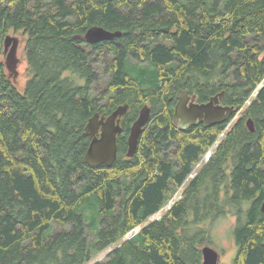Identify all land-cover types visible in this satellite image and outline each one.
<instances>
[{"label": "trees", "instance_id": "16d2710c", "mask_svg": "<svg viewBox=\"0 0 264 264\" xmlns=\"http://www.w3.org/2000/svg\"><path fill=\"white\" fill-rule=\"evenodd\" d=\"M92 27L121 36L89 45ZM9 30L27 37L30 77L20 94L0 60V264H88L112 246L94 264H202L212 227L228 215L233 264H264V0H0V39ZM99 63L102 92L93 88ZM181 91L199 102L222 92L221 105L236 110L224 124L179 129ZM125 104L116 161L87 165L88 119ZM144 105L150 119L127 158ZM215 144L182 199L147 224ZM55 223L70 229L47 234Z\"/></svg>", "mask_w": 264, "mask_h": 264}, {"label": "water", "instance_id": "95a60500", "mask_svg": "<svg viewBox=\"0 0 264 264\" xmlns=\"http://www.w3.org/2000/svg\"><path fill=\"white\" fill-rule=\"evenodd\" d=\"M121 36V32H110L101 27H92L83 35V40L89 45L111 42ZM75 36V40L79 39ZM223 99V93L216 94L206 103L198 104L195 102V96H188L186 92L177 95V103L173 111V123L177 124L179 129H186L203 123L209 128L215 125H221L234 115L235 107L223 106L220 101ZM128 112V106H119L110 115H94L88 119L83 135L90 139L87 151L84 155V161L91 167L107 166L110 167L116 161L117 156V138L122 134L121 120ZM150 118V109L148 105L141 108L137 120L130 127V136L128 137L127 158H133L141 134L142 128L146 126ZM247 129L254 132V125L251 119L246 122ZM261 213L264 214V201L261 205ZM264 249V238L262 240ZM202 264H220V254L212 247L206 245L201 249Z\"/></svg>", "mask_w": 264, "mask_h": 264}, {"label": "rangeland", "instance_id": "374dc122", "mask_svg": "<svg viewBox=\"0 0 264 264\" xmlns=\"http://www.w3.org/2000/svg\"><path fill=\"white\" fill-rule=\"evenodd\" d=\"M47 1V0H43ZM26 35H24L21 31H13L9 30L2 39H0V49H1V57L0 60L4 64V73L12 85L16 88V90L22 94L24 91V88L26 86V83L30 77L28 73V66L26 63L25 59V45H26ZM250 41V38L247 39ZM101 59L105 58V55H101ZM107 58V57H106ZM107 60L110 61V58H107ZM101 63H99L95 71L98 73V82L93 86V88L98 89L99 92H102L107 89V83L109 81V77L107 76V72L102 70ZM264 85V82H263ZM262 85L259 86L261 88ZM258 90H256L251 98L248 101V104L254 97L256 96ZM246 104L245 107L248 106ZM245 107L237 112V116L234 118L232 125L243 116L245 111ZM230 130L225 132V134ZM222 135H220V138ZM219 138V140H220ZM218 140V141H219ZM217 141V142H218ZM216 142V144H217ZM216 144L211 147L208 151L211 152V154L214 152L216 148ZM204 158L201 159V165L200 166H194V170L192 175H194L199 168L204 165ZM191 177V176H190ZM190 180L187 178L186 182ZM183 188H179L173 195L172 197L167 201L165 206L161 209L162 213H165L169 207L172 206L175 202L180 201L182 198V190ZM81 214V212L79 211ZM162 216V215H161ZM154 217V216H153ZM156 218V217H155ZM161 218V217H159ZM150 219L147 220V224L150 223ZM84 223H85V234L87 241L92 248L95 240H96V235H97V223H96V216L93 214V211L87 212L86 216L84 217ZM235 224V218L233 216H224L219 218L214 226L211 229V235L213 241V245L211 247L216 250L217 252H220L222 255L220 259V264H233V258L236 252V247L232 241V229ZM143 226H140L142 228ZM138 228V230L140 229ZM70 229V225H65V224H60V223H55L51 225L49 230L47 231V234H52V233H59L63 231H68ZM115 246L110 247V249L106 250L105 252L96 254L93 256V259L90 263L88 264H94L102 259H104L107 254H109Z\"/></svg>", "mask_w": 264, "mask_h": 264}, {"label": "built area", "instance_id": "2783aa9c", "mask_svg": "<svg viewBox=\"0 0 264 264\" xmlns=\"http://www.w3.org/2000/svg\"><path fill=\"white\" fill-rule=\"evenodd\" d=\"M209 157H210V152H207L206 155H205V157H204V159H205L206 161H208ZM169 208H170V207H169ZM155 217H156V218H155ZM159 217H161V212H159V213H157L156 215H154V217H152V218L150 219V221L153 222V221L159 220V219H160ZM138 231H139L138 228H136V229H134V230H131V231L125 236V240H130L131 238H133V237L138 233Z\"/></svg>", "mask_w": 264, "mask_h": 264}, {"label": "flooded vegetation", "instance_id": "af4514ba", "mask_svg": "<svg viewBox=\"0 0 264 264\" xmlns=\"http://www.w3.org/2000/svg\"><path fill=\"white\" fill-rule=\"evenodd\" d=\"M188 95H189V96H195V95H191V94H189V93H188ZM196 96H197V95H196ZM196 96H195V102H196V103H198V104L206 103V102H199V101L196 99ZM176 102H177V99H176ZM173 110H174V108H173ZM174 125H175L177 128H179L177 124H174ZM198 125H202L204 128H207V127H205V125H204L203 123H197V125H195V126H198ZM215 126H218V125H215ZM213 127H214V126H213ZM187 128H189V127H187ZM172 152L176 154V153L178 152V150H176V148H174V149L172 150ZM192 176H193V175H192ZM192 176H191V177L189 176V179H190V180H188L187 182L185 181V182L183 183V185L181 186V188H183V189H182L183 191H184V189H186L187 185L190 183V181H191V179H192ZM183 191H182V193H183ZM181 199H182V198H181ZM181 199H180V200H181ZM175 203H177V202H175ZM175 203H174V204H175ZM219 254H220V259H221V257H222L223 254H221L220 252H219Z\"/></svg>", "mask_w": 264, "mask_h": 264}, {"label": "bare ground", "instance_id": "6f19581e", "mask_svg": "<svg viewBox=\"0 0 264 264\" xmlns=\"http://www.w3.org/2000/svg\"><path fill=\"white\" fill-rule=\"evenodd\" d=\"M4 35H5V34H4ZM184 92H186L187 95H188V92H187V91H181V92H179L177 95H179L180 93H184ZM188 96H189V95H188ZM190 97H191V96H190ZM176 99H177V96H176ZM176 103H177V102H176ZM125 105H127V104H125ZM125 105H122V106H125ZM127 106H128V105H127ZM144 106H145V105H144ZM175 106H176V105H175ZM118 107H119V106H118ZM148 108L150 109L149 106H148ZM174 108H175V107H174ZM116 109H117V108H116ZM116 109H115V110H116ZM140 111H141V109H140ZM140 111H139V113H140ZM173 111H174V110H173ZM128 112H129V106H128ZM128 112H127V113H128ZM139 113H138V116H139ZM150 114H151V110H150ZM96 115H98V114H96ZM126 115H127V114H126ZM126 115H124V116H126ZM99 116H100V115H99ZM101 116H102V115H101ZM124 116H123V117H124ZM138 116H137V118H138ZM123 117H122V118H123ZM137 118L135 119V121L137 120ZM149 119H150V118H149ZM135 121H134V122H135ZM134 122H133V123H134ZM148 122H149V121H148ZM148 122H147V123H148ZM133 123H132V124H133ZM146 125H147V124H146ZM121 128H122V127H121ZM143 128H144V127H143ZM143 128H142V130H143ZM141 133H142V131H141ZM140 135H141V134H140ZM129 136H130V130H129L128 137H129ZM128 137H127V150H128ZM139 137H140V136H139ZM118 138H119V137H118ZM118 138H117V143H118ZM138 141H139V140H138ZM137 147H138V144H137ZM86 151H87V150H86ZM117 153H118V144H117ZM126 154H127V151H126ZM126 157H127V156H126ZM116 159H117V156H116ZM103 166H105V165H103ZM97 167H99V166H97ZM106 167H107V166H106Z\"/></svg>", "mask_w": 264, "mask_h": 264}]
</instances>
